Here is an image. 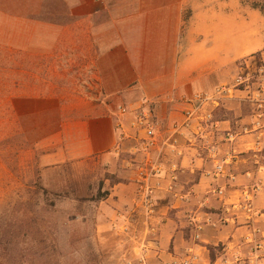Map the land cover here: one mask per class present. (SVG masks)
Instances as JSON below:
<instances>
[{"label":"crops","instance_id":"1","mask_svg":"<svg viewBox=\"0 0 264 264\" xmlns=\"http://www.w3.org/2000/svg\"><path fill=\"white\" fill-rule=\"evenodd\" d=\"M187 9L188 0H0V48L13 55L9 68L44 71L43 81L29 84L45 88L9 100L36 145L56 147L45 161L128 151L133 165L160 164L153 213L135 218L137 247L148 264H179L188 251L199 264H236L235 253L249 256L242 219H224L240 190L258 183L257 255L264 264V167L252 152L256 133L246 93L234 90L204 105L214 123L200 134L184 115L195 94L230 84L240 64L250 72L264 66V36L251 47L258 32L241 0H193L189 16ZM142 110L151 113L159 135L154 149L143 148L133 125ZM225 162L214 177L215 165ZM136 174L114 187L130 207Z\"/></svg>","mask_w":264,"mask_h":264},{"label":"rangeland","instance_id":"2","mask_svg":"<svg viewBox=\"0 0 264 264\" xmlns=\"http://www.w3.org/2000/svg\"><path fill=\"white\" fill-rule=\"evenodd\" d=\"M241 3L252 9L255 48L264 36V0ZM12 56L0 48V264H137L143 250L135 220L145 216L114 190L137 172L132 154L43 160L56 147L36 145L9 98L45 88L29 84L43 81L44 71L11 69Z\"/></svg>","mask_w":264,"mask_h":264},{"label":"built area","instance_id":"3","mask_svg":"<svg viewBox=\"0 0 264 264\" xmlns=\"http://www.w3.org/2000/svg\"><path fill=\"white\" fill-rule=\"evenodd\" d=\"M239 70L232 78L230 84L218 85L210 93H197L188 102L190 107L185 109L184 115L186 123L191 120L196 121V130L198 134L204 129L214 123L212 119V113L207 111H201L204 105L216 104L219 99L228 97L234 90H241L246 93V99H248L253 107L251 115L253 118L254 132L256 133V140L254 141L252 152L257 161L256 166L258 168L264 167V66L260 65L256 67L254 72H250L245 64L239 65ZM118 111L121 115L127 113L126 107H118ZM136 121L133 122L134 127L141 132V142L144 149H154L159 147V135L155 130L153 123V117L147 110H142L136 113ZM117 128H121L120 122L117 124ZM174 131H178L177 125L173 127ZM138 135V134H137ZM234 135L232 133L227 134L228 139H232ZM175 141V138H172ZM261 157V159H260ZM231 158L227 159V163L231 162ZM220 163L216 164L213 171V176H221L224 172V165ZM138 180L134 191V197L132 203L140 204L142 213L144 216L151 215L154 209V190L158 186V177L161 173L160 164L151 163L147 166H139ZM233 179L234 176H229ZM260 191V185L258 183H252L243 187L240 190L239 196L235 201L229 203L227 208L231 210L230 215L225 217L224 221L236 222L239 218L242 219L246 226V233L242 237V243L247 246L249 256H242L240 253H235L232 260L236 264H259L257 252L262 248L261 240L258 239L259 230L256 227V217L259 216V211L254 206V199ZM218 197L223 196L222 189H214L212 191ZM137 207V206H136ZM197 232L201 229L200 225H197ZM193 238L198 240L199 235L195 233ZM137 264H147L144 253L138 256ZM226 262V260H224ZM128 264H132L128 262ZM179 264H199L198 257L192 251H188L185 257L179 261Z\"/></svg>","mask_w":264,"mask_h":264}]
</instances>
